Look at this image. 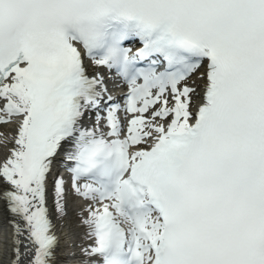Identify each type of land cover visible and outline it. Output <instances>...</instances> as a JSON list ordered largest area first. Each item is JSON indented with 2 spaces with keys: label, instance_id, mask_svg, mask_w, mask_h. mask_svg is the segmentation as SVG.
<instances>
[{
  "label": "snow or ice",
  "instance_id": "1",
  "mask_svg": "<svg viewBox=\"0 0 264 264\" xmlns=\"http://www.w3.org/2000/svg\"><path fill=\"white\" fill-rule=\"evenodd\" d=\"M12 123L9 264H56L70 193L80 264H264V0H0Z\"/></svg>",
  "mask_w": 264,
  "mask_h": 264
},
{
  "label": "bare ground",
  "instance_id": "2",
  "mask_svg": "<svg viewBox=\"0 0 264 264\" xmlns=\"http://www.w3.org/2000/svg\"><path fill=\"white\" fill-rule=\"evenodd\" d=\"M89 68V74H93L94 72H100L106 80L108 74L104 71V69L96 68L94 69L91 64H87ZM108 80H106V83ZM198 84L201 85V95H202V85L203 81H197ZM200 101H197L199 103ZM195 110V109H194ZM119 115L123 116V113ZM87 123H92L91 120H88ZM0 132L5 133L6 135L14 136L16 132V124H8V125H0ZM13 145L11 143L8 144L7 148H11ZM7 148L0 149V159L3 158L4 154L7 152ZM57 160L60 161L62 158L59 156ZM61 172V175L64 177L66 182H70V174L57 162L54 165V174ZM83 182V181H82ZM50 191H51V177H50ZM49 208L52 209V200L51 195L49 196ZM86 202L80 200L78 197H75L69 194L68 204H67V216L64 217L63 220L57 219L55 214H52L53 224L55 225V232L59 238V243L55 250L56 253V264L57 262H61V264H76V261H79L80 258V246L90 243V241L86 240L85 233L87 232V228L81 224V216L78 215L80 208L84 206ZM86 216V213L84 214ZM9 213L6 211L3 202H0V249H2L4 244V238L6 239V248L7 254L0 255V264H9L12 253V229L8 224ZM76 253L73 255V253ZM60 264V263H59ZM80 264V261L78 262Z\"/></svg>",
  "mask_w": 264,
  "mask_h": 264
}]
</instances>
